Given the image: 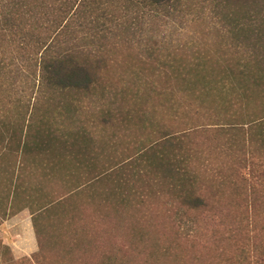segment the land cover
Returning a JSON list of instances; mask_svg holds the SVG:
<instances>
[{
    "label": "rangeland",
    "instance_id": "1",
    "mask_svg": "<svg viewBox=\"0 0 264 264\" xmlns=\"http://www.w3.org/2000/svg\"><path fill=\"white\" fill-rule=\"evenodd\" d=\"M152 25L140 49L132 40L107 52L87 91L42 89L38 71L27 79L33 66L20 38H0L4 57L12 56L0 81V241L14 258L38 252L40 239L37 264L263 263L264 248L252 250L249 238L259 230L255 213H247L250 170L231 127L242 129L260 102L247 108L234 93L221 104L216 95L222 70L234 65L231 48L221 54L226 65L188 61L192 51L218 52L224 38L212 22L167 17ZM177 68L188 81L163 72ZM168 133L192 147L188 168L209 203L203 209L167 198L169 180L153 170L137 174L141 150ZM27 212L38 248L19 254L11 243L17 250L27 244Z\"/></svg>",
    "mask_w": 264,
    "mask_h": 264
},
{
    "label": "trees",
    "instance_id": "2",
    "mask_svg": "<svg viewBox=\"0 0 264 264\" xmlns=\"http://www.w3.org/2000/svg\"><path fill=\"white\" fill-rule=\"evenodd\" d=\"M167 17L178 18L183 23L190 21L191 24L210 25L212 22L214 30L224 38L218 52L211 54L214 58L207 51L202 54L195 49V53L192 51L188 55L191 63L204 66L213 60L226 65L227 58L222 59L223 49L231 48V53L235 54L231 58L234 59V65L224 68L217 82L216 95L221 99V104L225 103L224 95L234 93L237 94L236 99L243 101V106L247 108L257 106L256 100L260 102L257 111L247 113L249 115L247 120H243V131L241 125H235L231 127H236V132H231L241 135L234 142L240 144L239 149H243L244 160L250 170V176L246 178L250 182L249 190L251 188L247 195V213L249 210L255 213V223L259 226L258 232L249 237L252 239V250L257 247L263 250L264 0H0V38L10 42L15 36L20 38V49L30 66H33L27 79L37 75L38 71L37 82L42 89L53 92L87 91L98 81V71L108 63L107 52H113L118 45L130 47L132 40L137 42L140 49L148 31L154 26L151 24L157 23L159 18L166 20ZM2 45L0 81L12 63V56L8 59L4 57L6 50L3 51ZM155 49L156 44L153 53ZM239 53L243 56H238ZM168 56L174 58L172 53ZM171 59L164 62L170 70ZM169 69L163 71L168 78L169 74H173L176 79L188 81L187 71L181 72L177 68L178 72L173 73ZM236 78L239 81L243 78L240 88L236 85ZM183 92L186 95L190 93L185 88ZM254 98L255 102L251 105ZM170 108L177 111L173 104ZM217 130L226 134L221 129ZM191 150L192 147L185 143L180 134L168 133L141 150L136 169L139 168L137 174H141L149 168L156 178L169 180L165 182L170 184L167 198L175 199L187 208L199 210L209 203L194 187L187 162ZM255 181L259 184H255ZM258 187H261L262 192ZM130 189L131 192L134 187ZM150 194L154 197L156 193ZM152 197H149V202ZM125 202L129 203L130 200ZM33 222L36 230L34 218ZM41 250L39 239L38 252L30 257L16 259L12 256L10 246L0 241V257L4 258L3 262L0 259V264H37ZM259 261L264 264V255L259 257Z\"/></svg>",
    "mask_w": 264,
    "mask_h": 264
},
{
    "label": "crops",
    "instance_id": "3",
    "mask_svg": "<svg viewBox=\"0 0 264 264\" xmlns=\"http://www.w3.org/2000/svg\"><path fill=\"white\" fill-rule=\"evenodd\" d=\"M27 214L29 215V223H30L29 226H27V237H28L27 244L21 245V248L19 250H17L15 248L16 243L14 241H12V243H11V246H13L15 251L19 254H30V253L36 251L38 248V242H37L35 230H34V227L32 224V215L29 212H27V213H25V216Z\"/></svg>",
    "mask_w": 264,
    "mask_h": 264
}]
</instances>
